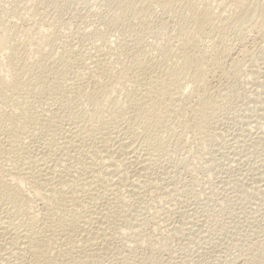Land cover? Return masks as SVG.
<instances>
[{"label": "bare ground", "instance_id": "obj_1", "mask_svg": "<svg viewBox=\"0 0 264 264\" xmlns=\"http://www.w3.org/2000/svg\"><path fill=\"white\" fill-rule=\"evenodd\" d=\"M43 1L45 0H25L22 8H24L23 10L25 8L26 10H29V8L33 9L35 4ZM109 1L113 3L112 5H115L113 7L114 10L111 7L113 10L111 17L113 18H109L116 21L115 25L120 23L122 27L120 29L125 30L127 34L131 35L136 31V29L134 31L132 26L133 19L142 18L147 24L150 23V20H155V30L165 32L169 30V36L150 51L144 49V46L142 48V44L139 45L141 48L138 47L134 50H131L132 47L129 49L128 45H123L118 50L116 49V55L112 53L113 57L115 56L113 62L109 59L112 57L110 55L113 50L109 48L108 51L110 50V52L105 54V49H102L104 53H101L102 50L100 51L99 47L94 51L93 46L94 52L92 51L93 54L90 55L93 59L90 64L87 61V64L81 58V55L80 57L78 56L79 54L72 55L73 51H60L55 58L44 54V50L41 47L42 35L46 33L45 39L47 40L51 39L50 37L53 33L51 31L48 32V29H39L32 40L28 39L25 43L16 41L13 34L21 22L17 24L16 21H9L0 30V58L7 60L5 70L1 71L0 59V264H104L110 252H112V248H115V246L112 247L111 243L116 236L114 234L123 232L125 235L128 232L127 230L132 232L129 227L130 225L133 229L132 221L130 220L132 217L130 218L131 214H128L131 213L132 209L128 212L130 208L128 200L132 198L133 202L131 204L136 205L135 203L143 201V195L151 190L141 191L145 187H151L153 183V181L151 183L150 179L152 166L160 164V157L167 150L165 148L166 144H170L168 139L174 138L172 133L174 134L176 130H173V128L178 127L179 132L177 133L181 134V130L182 132H187L194 127L197 128L200 123H204L208 119V115L214 116V114L212 116L211 112H213L212 109L218 103L214 105L215 101L214 99L212 100V96L209 94V92L214 90L211 89L208 92L206 82H208L207 77L211 72L213 73L215 70L220 72V70L224 69L222 68L224 59L229 55L230 52L228 51L231 50H229V46H224L226 43L223 41L226 40L225 32L232 27L235 29V27L240 28L242 26L250 33L251 31H256L259 34L264 32V1L261 2V0H253L256 3L255 6L252 5L251 0ZM156 8H159L160 15L157 14L158 11L156 13ZM171 13L173 15L172 19L169 16ZM16 17L18 21H23V26H32L29 23L31 21L27 22L28 18L25 16L17 14ZM136 24L141 25L139 28L142 27L139 21ZM244 25L247 27L245 28ZM247 31L240 32L237 38L241 37L244 40L245 36L248 35ZM125 32L121 33L124 34ZM134 35L136 36L135 33ZM123 36L125 37L126 35ZM201 37L212 42H221V49L219 47L217 49L218 44L216 45L215 43L212 46L216 45V47H213L218 51H208L209 48L206 45H201V43H204L201 41ZM243 40L240 41L243 42ZM107 42L108 39L106 38L102 40L103 44H107ZM32 43L33 52L38 55H36L38 58L35 60L27 57V49ZM208 43L211 44V42ZM47 47H50V45ZM152 51L155 52V56H151ZM54 52L56 53L57 51ZM47 55L49 58H46ZM236 62L231 63L230 68L234 64L236 65ZM70 64H74L75 67L73 65L72 69L68 70ZM86 75L90 79L89 82H92L94 86L92 87L94 89H91L92 91H89L91 87L88 88L87 92L82 89L81 82L85 81L82 80L87 78ZM82 77L83 79L81 80ZM256 77L255 81H259L258 78L256 80ZM260 80L263 82L264 79L262 80L261 78ZM85 85V87H88L87 84ZM221 85L219 84L218 86L220 87ZM256 85L258 88L259 84ZM218 86L217 88L219 89ZM221 91L223 92V90ZM37 92L45 94L42 95V97L44 96L45 100L43 101H45V104L43 101L39 102L45 106H41L36 102L40 105V108L39 106H37L38 109L37 107L28 108L27 106L33 103L27 105L26 102L28 103L29 101L27 99L33 98L34 96L32 95H36ZM213 93L211 92L212 95ZM262 93L264 92L262 91ZM214 95L216 99L217 93ZM256 98L258 99L255 96ZM81 101L85 102L82 104H85L86 107L89 106L91 108L89 112L87 110V113H85V109L82 111L79 108V104L81 105L80 107L83 106ZM72 102L78 105L79 109L77 111H75L76 108L75 110L73 109L72 105L74 103L72 104ZM86 102L89 104L88 106ZM36 103L34 102V104ZM262 105L264 108V103ZM261 112L260 115L263 114ZM162 133H166V137L164 136L166 139ZM161 134L162 137L160 136ZM167 135L170 137L168 136V138ZM249 155L253 160L252 155ZM241 159L243 161V158ZM246 160L248 161L249 159ZM162 166L166 165L163 164ZM255 167H257L256 164ZM163 169L165 170V168ZM167 173L169 172L166 171L165 174ZM260 175H263V173ZM260 175L257 179H259ZM157 180H155V183ZM230 181L228 182L230 183ZM260 181L262 184L259 185L264 189L263 176ZM244 183L246 185L247 182ZM252 185L254 183L249 184V187H252ZM167 187L164 188L167 190ZM260 187L257 189H260L259 191L261 192L263 189L261 190ZM244 190L248 191V189ZM256 190H254L255 192L252 190L253 196H255L254 199L257 197L254 193H259ZM159 191L161 192V189ZM142 192L145 193L142 194V199L138 200L137 198ZM150 192L152 193V191ZM262 194L264 195L263 191ZM147 196L146 198H149V195ZM258 197L260 196L258 195ZM141 204H146V202ZM139 206L138 204V208ZM134 213L136 214V210ZM135 214H132V216H136ZM138 216L137 220H139ZM204 217L205 220L202 221L208 222L209 219L206 221L208 217L205 215ZM187 220L188 223L190 220L189 218ZM183 221L181 226H183ZM195 222L197 223V221ZM199 223L201 224L198 220ZM181 226H179V230H182ZM190 226L188 228L191 230ZM198 226L202 227L201 225ZM134 227L138 228L136 225ZM175 228L177 227L170 229L174 230ZM208 228L206 227L207 230ZM139 229L138 231H140ZM199 230L201 233L202 229L200 228ZM187 232L185 233L186 236ZM132 234L131 238L134 235L138 237V241L135 240L138 242L137 246L139 245L137 248L141 247L142 249V246L146 245L145 243L148 241L146 242L145 237H141L144 236L143 234H140V236L135 230ZM167 234L169 233L167 232ZM177 234L174 236L177 237ZM182 234L180 233L182 238L185 237ZM169 235H167L168 238L172 234ZM205 236L202 237L205 238ZM136 237L133 238L135 239ZM146 237H149V235ZM198 237L196 236V238ZM133 238L131 241H134ZM189 238H187L188 241ZM201 238L199 237L198 239L200 240ZM261 238H264V235ZM122 239L120 237V242ZM192 240L194 241V239ZM201 240L199 241L200 243ZM179 241L182 242V240ZM183 241L185 242V240ZM193 241L191 242L195 245ZM257 241L259 243L262 239L259 240L258 238ZM134 242L131 243L135 244ZM188 243L190 244V242ZM196 243H198V240ZM133 244L131 248H133ZM124 245L126 246V244H123V247H125ZM180 248L183 247L181 246ZM139 253H137V258H139ZM216 253L219 254L218 252ZM117 256L120 255L117 254ZM135 256L132 257L135 259ZM110 258H112V255ZM173 258L175 259L174 256ZM227 258H225L226 261ZM134 259L132 260L134 261ZM212 259L214 261V258ZM109 260L111 261V259ZM121 260H124V258ZM188 260L190 261V259ZM130 261H127V263ZM171 261L169 262L173 264L174 262ZM232 261L234 262V259ZM184 262L181 263L185 264Z\"/></svg>", "mask_w": 264, "mask_h": 264}, {"label": "rangeland", "instance_id": "obj_2", "mask_svg": "<svg viewBox=\"0 0 264 264\" xmlns=\"http://www.w3.org/2000/svg\"><path fill=\"white\" fill-rule=\"evenodd\" d=\"M263 1L264 0H261V2ZM23 3L25 4V0H0V30L3 29L4 25L7 24L9 21L11 22L16 21L17 24L21 22L20 24H18V29L15 30L13 34H14V38L16 41H18L19 43H25L28 39L32 40V38L35 36V34L38 32L39 29L40 30L48 29L47 30L48 32L50 31L51 33L53 32L50 37L51 39L46 40L45 39L46 33H43L41 47L44 50V54H48L49 57L51 55L52 57L55 58L58 55V53H60V51L61 52L73 51L71 53L72 55L79 54L78 56L80 57L81 55V58L84 60V62L87 63L88 61V63L90 64V62L93 59L90 56L91 54H93L92 53L93 49L94 51H96L99 47L100 51L102 49H105V54L107 52H110V50H113L111 51V55H110L112 57L109 58L113 62L114 61L113 59H115V56L113 57V55H116L117 53L116 49L118 50V48H120L123 45H128L129 49L132 47L131 50H134L135 48L137 49L138 47H140L139 45L142 44L141 45L142 48L144 46V49L146 50L148 49L147 51H150L153 48L157 47V44L165 40L167 36H169L170 34L169 30H167L168 32H165V31H159L156 29L157 30L156 31L155 30V25H156L155 20L154 21L150 20L149 22L151 24L150 23L147 24L142 18L133 19L134 21H133L132 26L134 28V31L136 29V31L134 32L136 36L134 35V33L131 34L132 36L130 34H127L125 30L122 29L123 30L122 31L120 29L122 28L120 23H116L117 25L116 26L115 25L116 21L111 19L113 18L111 17L112 15L111 13H113V10H114L113 7H115V5H112L113 3H111L109 0H45L41 3L35 4L33 6L35 8L33 9L29 8V10H26L25 8L26 11L23 10L24 8H22V6L24 5ZM251 3L253 6L256 5V3L253 0H251ZM263 5H264V2H263ZM111 7L113 8V10ZM155 11L156 13L158 11L157 14L160 15L159 8L158 9L156 8ZM17 14H20L28 18L29 20L27 19V22L31 21L33 24L31 22L29 23L32 26H23L24 23L21 20L18 21L16 17ZM169 16H171V19L173 18L172 13ZM136 19L139 21V23L142 24L141 28H139V26L141 25L136 24L138 23ZM142 22L144 24L146 23L145 24L146 26ZM29 23H27V25H29ZM152 24L154 27L152 26ZM246 27L247 26H245V28ZM233 28L234 27L231 28L232 30L229 29L225 32V35H226L225 38L227 41L223 40L226 42V43L224 42L226 44V45L224 44V46H227V47L229 46L228 47L229 50L231 49L230 51H228L230 53L229 55H227L228 58L226 57L227 60L224 59V64H223L224 66H222V68L224 69L220 70V72L218 70H215L213 71V73L211 72L212 74L210 73L207 77L208 79L207 80L208 82H206L207 91L209 92L211 91V89L215 91V92L211 91L212 93L214 92L213 95L211 94V92H209V94L212 96V100L214 99L215 101L214 105L215 103H218L212 109L213 112H211L212 116L213 114L214 116L211 117V115H208L207 116L208 119H206L208 123L206 120L204 121V123H200L203 126V128L199 124L197 128L194 127L192 130L187 131V132H182L181 130L180 131L181 134H178L177 132H179V128L174 127L173 130H176L174 131V134L172 133V135H174V138L171 137L172 138L171 139L169 138L170 136L167 135V137L169 136L168 137L169 139L168 138L167 139L170 142V144L169 145L166 144L165 148L167 150L166 152L164 151V154L166 155L162 154L160 157L161 159L159 160L161 166L163 164L166 165V166H162L163 168H165V170L161 166H159L160 164L159 165L156 164L152 166L151 172L153 174L151 173L150 179H151V183L152 181L153 183L150 188L145 187L144 189L141 190V191L146 192L151 189L150 191H152V193L150 191L146 192V194L150 193L151 196L150 194H147L149 195V198H146L147 195L144 194L145 192H142L141 195L137 198L138 200H141L142 199L141 196L142 194H144L143 201L141 200L142 202L141 201L140 202L141 203L146 202V204H141L139 201H137L138 203L137 202L135 203L137 205L136 206L134 204L133 205L131 204L133 202L132 198L128 200L130 202V208L128 212H130L132 209L131 213H128V214L129 215L131 214L130 218L131 217L132 218L130 220L132 221L131 224L133 226V229L129 225L132 232H130V230H127L129 232L128 233L126 231L128 235L125 232H124L125 235L123 234V232L121 234L119 232L118 233L116 232L117 234L116 233L114 234L117 236V238L115 236L117 241L115 240V238H113L114 241L112 239L114 243L111 241L112 247L115 246V248H112L111 250L112 252L114 251L113 254H111L112 252H110V254L112 255V258H110L111 255L109 254L108 259L105 261L107 264H125V263L132 264L133 262L135 264H138V263L139 264H172L169 262L171 260H173L171 261V262H174L173 264H177V263L182 264L184 260H185L184 262L185 264H198L200 263V261H201L200 264H205V263L206 264H264V243H263L264 238H261V236L264 235V195L262 194V191L264 193V189L260 187V185L262 184L260 179H262V176L264 177V163H263L264 162V140H263L264 139V129H263L264 128V111H262L264 109L262 107L263 106L262 104L264 103V98H263L264 93H262V91L264 92L263 90L264 89L263 87L264 86V80H263L264 79L263 77L264 75L263 74L264 73L263 71L264 69V32L259 34L256 31H253V32L251 31L250 33L246 29H244L243 26L240 28L238 27L237 28L235 27V29ZM137 30H138V33H137ZM120 31L125 32V33L123 34ZM246 31L248 32L247 33L248 35L245 36V39H244L245 41L241 39L240 37L239 39L241 41L243 40V42H241L237 37L239 36L240 32L242 33ZM122 34L126 36L124 37ZM104 38L108 39L107 44L102 43V40ZM200 39L201 41L204 42L203 44L201 43V45H206L209 48L208 51L214 50L211 52H216L218 51L217 49L221 47V44H220L221 42L220 43L212 42L204 37H201ZM208 42H211V44ZM108 43L110 44L109 45L110 47L108 46ZM215 43L216 45L218 44L217 49L215 48L216 45H213L215 47L212 46V44H215ZM115 44H118V45H115ZM48 45H50V47H47ZM52 45L55 47H53ZM93 46L96 48H94ZM32 47H33V43L27 49V52H28L27 57L31 60H35L36 58H38L37 57L38 55L37 54H36L37 56L35 55ZM51 47L52 49L54 48L55 50L54 49L52 50ZM109 48L110 50L108 51ZM45 51L47 52L45 53ZM54 51H57V52L55 53ZM102 52L104 53L103 50L101 51V53ZM48 55L46 58H49ZM153 55L155 56L154 51L151 52V56ZM0 59H1V65H2L1 71H2V70H5V65L7 63V60L2 59V58ZM232 59L235 61H233ZM230 60H232L233 63L238 60L239 61L236 62V65L234 64L235 66L233 65L234 68H232L233 66H231L230 68V65L232 63V61ZM225 61L228 63H226ZM71 65L72 64H70L71 68L67 67L68 70L69 69L71 70L74 64L72 66ZM260 71L262 72L261 75H260L261 73ZM258 75L262 78L263 82L260 80L261 78ZM252 76H255V77L257 76L256 80L258 78L259 81H255V77H252ZM82 79L83 77L81 78V80ZM82 81L84 82L83 83L81 82L82 84L81 86H83L82 89L86 90V91L84 90L85 92H87L89 87H91L89 88V91H92L94 89L92 88L94 86L92 85V82H89L90 79L88 77L83 79ZM255 82L256 84H259L258 88ZM84 83L87 84L88 87H85L86 85ZM219 84L220 85L222 84L221 86L223 87L221 86L219 87L218 86ZM217 86L219 87V89L217 88ZM262 87L263 89H261ZM259 88L260 90H258ZM221 90H223V92ZM216 93L217 95L215 99L214 94ZM258 93H259V96H258ZM42 95H45V94L42 92L41 93L37 92L36 95H32L34 96L33 98L31 96H30L31 98L28 97L29 99L27 100L29 101L28 103L26 102V104L27 105H30L31 103L33 104H31L30 106H27V105L26 106L28 108L30 107L35 108L37 106H39L40 108V105L43 106L45 104V101L43 100L45 99L43 98L44 96L42 97ZM40 96L42 97V99ZM255 96L258 97V99L257 98L255 99ZM36 97L37 98L39 97V98L37 99ZM35 98L37 99V101ZM259 99H260V102H259ZM33 101L35 103L36 102L41 103L43 101L44 104H40V103H39L40 105L37 103L34 104ZM83 101H81V104L85 103ZM47 103H46V106H47ZM73 103L74 102H72V104ZM82 105L83 106L80 107L81 105L79 104V108L82 111L85 109L84 110L85 113H87L86 112L87 110L88 112L91 110V108H89L88 106L89 105L88 103H87L88 107H86L85 104H82ZM216 106H217V109H216ZM72 107L74 110L76 108L75 111L79 109L76 103H74ZM261 111L263 112V114ZM260 112L263 116L260 115ZM257 116L259 117L257 118ZM253 121H255L256 123ZM260 131H262L263 134ZM162 134L160 135L161 137H162ZM165 134L163 135V137L164 136L166 137ZM259 137L260 138L262 137V138L260 139ZM245 152L251 154L253 157V160L251 156L249 154H246ZM252 152L254 155L252 154ZM240 154L242 157L240 156ZM245 155L247 156L245 157ZM241 158H243V161ZM256 158L257 159L259 158V160H257ZM246 159H249V160L247 161ZM255 160L258 162L256 163ZM250 162L252 163L250 164ZM255 164L258 168L255 167ZM243 165H246V166H243ZM154 166H157V167H154ZM251 166L253 167L250 168ZM164 171L165 172L167 171L169 173L165 174ZM163 172H164V175H168V176L165 177L163 175ZM261 172L263 173V175H260L262 174ZM259 175L260 177L259 179H257ZM155 180H157L158 183L157 182L155 183ZM170 180L172 181V183ZM258 180L260 181V183ZM228 181H230V183ZM243 181L247 182L246 185ZM170 183L173 185H171ZM248 183L250 185L251 183H254V185H252V187L251 186L249 187ZM244 185H245V188H244ZM256 186H258L257 188L260 187L261 190L262 189L263 190L260 192L259 191L260 189H257ZM164 187H167V190ZM160 189H161V192L159 191ZM241 189L243 190L248 189V191L250 190L249 191L250 193L248 191H245V190L243 191ZM252 190L253 191L256 190V192L257 191L259 192V193L257 192L258 194L254 193V195H257L256 197L257 200L254 199L255 196H253ZM153 191L155 192V194ZM157 195H159L160 198ZM258 195L260 197L262 196L263 197L260 198L258 197ZM138 204L140 205L139 208H138ZM143 205L146 207H144ZM135 206L137 207V209H135L136 208ZM134 209L136 210V214L134 213L135 212ZM132 214L133 215L135 214L136 216H132ZM137 214L139 216L141 215L143 218L140 216L141 218L140 220ZM190 214L193 216H191ZM204 215L208 217L206 218V221L209 219L208 222L202 221V220H205ZM137 216L139 220H137ZM185 216H187L190 220L188 223H187L188 218ZM132 219H135V220H132ZM191 219L193 220L191 221ZM142 220L145 223V225H143L144 223L141 222ZM194 220L197 221V223ZM198 220L199 222H201V224L200 223L198 224ZM182 221H183L184 227L181 226ZM137 223H140V224H137ZM189 223H192V224H189ZM197 224L201 225L202 227L203 226L205 227L202 228L198 226ZM208 224H210V226H208ZM135 225L138 226V228H140L139 230L141 232L138 231L137 227H134ZM174 225L177 228H175L174 230H171L170 228L173 229L175 227ZM179 226H181L182 230H179L180 229ZM189 226L191 227V230L188 228ZM143 227L144 229H142ZM197 227L199 229L200 228L202 229L201 233L199 232L200 230ZM206 227L207 228L209 227L208 230L206 229ZM184 228L185 229L187 228L186 232L188 231L187 232V236L189 235L188 237L185 234L186 232ZM195 228L197 229L195 230ZM134 230L135 232L139 233V235L143 234L144 236H141V235L140 236L145 237L146 242L148 241L147 243L149 245L145 243L146 245L143 244L145 247L142 246V249L141 247L137 248L139 245L137 246L138 242H136L135 240L138 241L137 239L138 237L134 235L133 237H136V238L135 239L133 237L132 238L134 239L135 242L131 241L132 239L131 236L133 235L132 233H134ZM204 230L205 232L203 234ZM170 231L174 233L172 232L170 233ZM183 231L184 233L182 234ZM167 232L169 234H172L171 237L169 238L167 237V235L170 236L169 234H167ZM189 232H191L190 234H192L194 238L190 236ZM180 233L185 237L182 238ZM146 234L149 235V237H146L147 236ZM175 234H177L176 235L177 237L179 236L178 237L179 239L174 236ZM205 234L206 236L207 235L208 236L206 237ZM201 235L205 236L206 239L208 238L207 241ZM119 236L121 237V239L123 238L121 242H120ZM196 236L197 237L199 236L200 238L202 237L201 239L204 242L200 239L201 240V243H200L199 242L200 240L198 239L199 237L196 238ZM186 237L187 238L190 237L189 241L187 240ZM258 238L259 240L262 239V241H260L259 243L257 241ZM190 239L191 241H193L192 239H194L193 241L194 244L195 245L198 244L199 246L193 245ZM128 240L131 242H134L135 244L129 242ZM179 240H182V242ZM183 240H185V242ZM197 240H198V243H196ZM255 240L257 241V243ZM127 241L129 244L126 243ZM186 242L187 243L190 242V244L189 243L187 244ZM254 243L256 244L254 245ZM123 244H126V246L128 245V247H126L125 245H124L125 247H123ZM132 244H133V248H134V245L136 246L135 248H137V250H135L134 248L133 252H132L133 248H131ZM180 245L183 248H180L181 247ZM188 245H190L191 247ZM256 245H259V246H256ZM187 246H188V249H187ZM128 248H130V250H128ZM113 249H117V250H113ZM115 251H116V254H115ZM134 251L136 252V256H135ZM139 252L140 253L142 252V253L140 254ZM216 252H218L219 254H217ZM137 253H139V256H138L139 258H137V255H138ZM117 254L120 256H117ZM141 255L145 257H142ZM172 255L175 257V259L173 258ZM132 256H135L136 260L137 259L138 260L141 259V260L136 261ZM119 258L120 259L124 258V260L120 261ZM129 258L131 261L129 260ZM212 258H214V261ZM225 258H227V261ZM109 259H111V261ZM115 259H117L118 261ZM132 259H134V261ZM179 259H181L182 261ZM188 259H190L191 262ZM232 259H234V262L232 261ZM125 260L130 261V262L127 263V261ZM140 261L142 262L140 263ZM175 261H177V263H175ZM105 262L104 264H106Z\"/></svg>", "mask_w": 264, "mask_h": 264}]
</instances>
